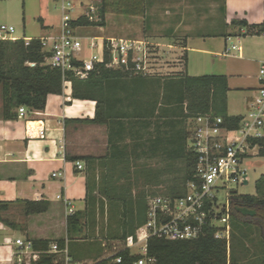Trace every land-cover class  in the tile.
<instances>
[{
  "label": "trees",
  "instance_id": "1",
  "mask_svg": "<svg viewBox=\"0 0 264 264\" xmlns=\"http://www.w3.org/2000/svg\"><path fill=\"white\" fill-rule=\"evenodd\" d=\"M99 21H90L81 16L75 25L87 27L106 26V15L113 13L123 16H144L147 12V0H100L98 6ZM232 27L238 30L247 28L242 36L260 35L264 32L262 25H249L245 20H234ZM240 36L231 34L226 38ZM186 57V56H185ZM48 54L43 50L40 39H32L27 44L24 39L17 41H0V94L2 99L1 117L4 120L18 118L17 109L26 107L29 111H42L47 105L50 95L64 94V77L60 70L52 68L47 63ZM110 52H106L105 63L98 65L87 79L68 77L72 84V100L96 101V116L92 120H67L82 124H108L112 119H118L122 124L126 120L131 122H152L155 120L157 133L156 143H162L165 128L166 143L169 148L161 153L171 162L182 160L186 171L182 186H172L167 194L180 197L186 193V184L191 179L195 168V155L188 149V135L182 125L187 120L199 116L221 117L229 128L236 129L240 125L241 116H231L228 112V93L230 91L229 78L225 75L189 76L185 72L170 78L133 76L124 69H114ZM135 80V91H146L150 85L154 86L155 107L149 115L140 109L137 113L125 112L114 117L100 116L101 103L106 102L105 96L113 88L127 92V80ZM149 82V84L145 83ZM122 82V83H121ZM134 97H129V100ZM160 105H164L163 107ZM173 106L172 108H170ZM135 110V109H134ZM148 120V121H147ZM127 123V122H126ZM135 125V124H134ZM181 127V128H180ZM139 142L140 145L142 141ZM253 146H258L259 156L264 157V138L251 140ZM127 146V145H126ZM159 150L157 148L156 154ZM92 157H78L75 161H86L87 165L93 161ZM127 169V165H123ZM129 166V165H128ZM135 175L129 173L123 179L107 178L103 187H99L101 199L93 195L90 177L87 176L86 207L67 219L68 238L72 240L74 234L81 232L82 220H90L95 214V206H102L104 200L112 211L117 210V231L109 238L115 241L118 250L114 256L97 261L93 264H137L143 257L136 255L129 249H119L120 244L127 238L136 236L137 230L147 221V194L141 189L133 193L134 181L140 183L143 176L145 185L152 182V178L159 177V172L148 170V166L136 165ZM154 171V170H153ZM148 173V174H147ZM256 195L239 194L236 190L230 198L231 207V237L229 244L224 239H215V230L194 240L169 241L162 238H150L147 244V257L156 260V264H264V174L256 181ZM23 206L26 216L47 212L50 203L47 201H16ZM13 202L0 201V222L15 229V223L6 219V214ZM258 235V238L254 236ZM35 251L40 252L39 259L32 264H65L66 257H71L70 251L65 255L66 241L57 240L59 252L50 253L51 241L48 239H34L31 241ZM246 243L256 249L249 261L250 249ZM120 257L121 262L116 259ZM248 259V260H247ZM74 262V261H73Z\"/></svg>",
  "mask_w": 264,
  "mask_h": 264
},
{
  "label": "crops",
  "instance_id": "2",
  "mask_svg": "<svg viewBox=\"0 0 264 264\" xmlns=\"http://www.w3.org/2000/svg\"><path fill=\"white\" fill-rule=\"evenodd\" d=\"M18 1L20 2V0ZM157 1L161 0H147V12L144 16L125 17L116 14L115 16L121 18L122 22L126 18L133 19L136 17H142L148 22L152 18L150 12ZM99 4L100 0L96 1L95 5L99 6ZM15 10V3H10V0H0V26L14 25L16 21L14 18ZM219 10L223 17V26L227 28L232 27L231 23L234 20H245L249 25L255 26L264 23V0H222ZM84 15L85 13L81 16ZM108 15H112V13L106 15V25L109 23ZM165 20H167L168 36L185 30L183 34L188 38L185 39L183 45H177L171 41L160 43L152 40L147 42L143 38L140 40L145 41L147 46L161 48L170 56L177 58L175 60L177 64L172 65L173 68L170 69L177 74L187 72L189 52L204 51L210 53L207 50L196 48L197 39L223 37L226 40V51L230 45L227 43L230 37L226 38L225 35L229 36L241 31L239 35L242 36L247 31V28L238 30L235 27H232V31H228L225 27L221 31L204 32L203 25L182 28L183 24L179 22L180 19L176 21L167 17ZM39 21H42L45 31L43 36L28 35L27 22L24 21L23 34L16 36V38L39 39L60 30L61 24L58 28L54 24L46 22L43 17H39ZM250 36L261 40L260 43L264 51V37L260 35ZM236 45L241 47L238 57L242 58V46L240 42ZM176 52L182 55V60L178 59L179 54ZM233 56L237 57L236 55ZM183 57L185 62H183ZM263 60H259L257 63L260 65ZM134 81L130 79L126 81L129 85L127 92L119 88H113L112 91H109L105 96L106 102H102L100 106L102 118L110 115L118 117L125 112L137 113L139 109L146 115L153 112L155 99L152 95L154 92L148 91L150 86L147 92L135 91L134 88L137 83ZM145 83L149 84L147 81ZM256 84L258 85V81ZM257 85L252 83L248 86L251 92L245 98L246 110L248 102L255 95ZM149 93L151 95L148 98ZM71 96L72 84L69 83L64 86L63 95H50L48 97L47 105L42 111L31 112L28 110L25 117H20L17 109L18 118L15 120H4L0 113V201L13 202L14 204L10 206V209L17 206L22 207V210L24 209L23 206L16 201H47L50 203L49 209L45 213L30 216L24 214V225L21 227L16 226L13 229L0 222V264H16L21 253V249L14 243L17 239L27 241L48 239L51 241V245L57 244V240L64 239L66 241L64 253L67 255L70 251L71 255V257H67L69 262L65 264H93L114 256L116 243L104 234L101 227L110 222L113 212L106 202L105 204L101 203L102 206L96 205L95 214L91 215V219L82 220L81 232L74 234L72 240L68 238V217L83 211L86 207L87 176L92 182L93 195L98 198V180L102 181L100 187H103L105 179L126 178L130 172L134 171V166L140 165L142 162L144 165L149 162L156 163L157 159L159 162H171L161 155L169 148L165 138L167 129H161L163 142L157 146L156 138L159 130L156 128L154 119L151 123L148 120L145 123L126 120L122 124L116 118L110 120L108 124L66 123L67 120L75 119L92 120L96 116V101L72 100L71 104L68 105L66 101ZM129 97L134 98L129 100ZM160 106L163 107L164 105ZM1 108L2 99L0 98V110ZM229 110L230 105L228 112L231 116H242L246 113L245 111L244 114L233 115ZM43 128L46 129V137L41 139L39 138V131ZM134 140L142 141L141 145ZM130 141L134 143L131 144ZM157 148L158 154H156ZM78 157H92L93 161L89 166L86 161L74 160ZM78 162L82 164L83 169L77 167ZM123 165H127L128 168L125 169ZM53 174H60L61 176L53 177ZM22 212L24 213V210ZM108 214H110L109 218L106 219L105 216L107 217ZM100 217H104L105 220ZM116 222H114L115 225ZM6 239H11L12 243H7Z\"/></svg>",
  "mask_w": 264,
  "mask_h": 264
},
{
  "label": "built area",
  "instance_id": "3",
  "mask_svg": "<svg viewBox=\"0 0 264 264\" xmlns=\"http://www.w3.org/2000/svg\"><path fill=\"white\" fill-rule=\"evenodd\" d=\"M72 8L71 3L63 0L60 30L39 38L43 50L48 54V65L62 72L64 85L71 83L69 75L87 79L98 65L105 63L107 51L111 55L109 65L114 69L121 67L124 70L143 71L145 76L153 72L145 54L149 51L145 41L85 35L84 30L89 27L75 25L78 18L70 16ZM84 16L90 21H99L98 7L91 6ZM15 33L14 26H0V41L20 40ZM260 36L264 37V32ZM31 40L24 39L27 44ZM232 51L241 52V47L231 42L224 56L231 55ZM257 81L259 85L255 95L248 102L238 128H229L221 117L206 115L189 119L187 144L196 160L185 195L149 197L145 225L137 230L136 236L120 244L119 249L129 250L141 246L143 258L137 264H143L144 258L156 264L155 259L147 257L150 238L194 240L214 229L215 239H224L229 244L232 231L230 198L235 190L232 185L248 184L244 161L258 147L253 146L251 140L264 138V60L260 62ZM18 112L20 117H25L28 109L20 107ZM45 137L46 129L43 128L39 131V138ZM77 167L83 169L80 162ZM60 176L53 174V177ZM221 194L224 195L223 200H220ZM6 242L12 243V240L6 239ZM14 243L21 249L16 264H32L39 259L40 252L34 250L31 241L17 239ZM114 249L118 250V247ZM58 252L57 244L50 246V253ZM68 262L66 257L65 263ZM116 262L120 263L121 258L118 257Z\"/></svg>",
  "mask_w": 264,
  "mask_h": 264
},
{
  "label": "rangeland",
  "instance_id": "4",
  "mask_svg": "<svg viewBox=\"0 0 264 264\" xmlns=\"http://www.w3.org/2000/svg\"><path fill=\"white\" fill-rule=\"evenodd\" d=\"M16 5L14 12V27L16 30L15 36H22L24 31V21L27 22V34L30 36H43L45 31L43 30L42 21H39V17H43L49 24H54L59 28L63 11V0H10ZM72 4V11L70 16L74 19L81 16L83 13H87L91 6L98 7L96 2L92 0H66ZM222 5V0H161L157 1L155 7L151 10V19L147 22L142 17L126 18L122 22L121 18H117L115 14L108 15L109 23L104 27H89L84 30L85 35L98 36V37H118L124 39H137L143 38L147 42H174L177 45H183L185 39L188 36L183 34V31H178L173 36L167 35V17L173 18L176 21L182 23V28L185 26L200 27L203 25L204 32L221 31L225 27L222 23V14L219 10ZM84 6V7H83ZM169 12V13H167ZM95 16V15H94ZM127 17V16H125ZM212 25V26H211ZM210 26V27H208ZM227 28V27H226ZM228 31H232L233 28H227ZM189 31V30H188ZM126 32V33H125ZM21 34V35H20ZM83 34V33H82ZM236 35L241 34V31L235 32ZM227 43L238 44L240 42L243 53L242 58H239L237 51H232L231 56H223L226 48V40L223 37L205 38V40L196 41V48L200 50H207L210 53L204 51H193L188 54V69L186 74L189 76H203V75H225L229 78L230 91L228 93V104L230 105V113L233 115L244 114L245 98L251 92L249 85L254 83L257 85V76L259 71V64L257 61L264 59L263 46L260 43L259 38L251 36H232ZM196 40V39H194ZM141 41V40H140ZM195 42L193 43V45ZM149 51L145 52L146 57L149 59L150 68H152L151 74L145 76V72H138L134 69L125 70L133 76L142 77H162L170 78L177 74L170 71L172 65L177 64L175 61L177 58L167 54L165 50L156 48L155 46L148 45ZM156 49V50H155ZM175 54V53H172ZM176 54H179L176 52ZM236 55L237 57L233 56ZM178 59L182 60V55L179 54ZM183 62L185 58L183 57ZM117 69H121L118 67ZM183 73V72H182ZM180 74V73H178ZM259 85V84H258ZM257 85V86H258ZM150 93L154 92V86L150 85ZM147 92V90H146ZM148 94V98L151 94ZM1 98V94H0ZM228 105V108H229ZM182 125L186 129L188 135V122ZM181 128V127H180ZM131 143V141L129 142ZM134 143V142H132ZM131 143V144H132ZM142 166H148V170L152 172H159V177L154 179L148 185H145V180L139 177L140 183L137 184L134 181L133 193L136 194L139 190L143 189L147 198L156 195H165L169 189L174 186H182V182L185 176L186 166L182 160H175L173 162H149ZM244 168L247 169L249 176V182L246 185H232L239 194L243 195H256V181L264 174V157L259 156V148L257 147L252 154L244 161ZM136 165L131 175H135ZM154 170V171H153ZM148 174V173H147ZM92 183V182H91ZM102 181L98 180V187H100ZM98 198L101 199V193L98 192ZM224 199V195H220V200ZM102 201V199H101ZM104 200V204H105ZM107 203V202H106ZM109 209V208H108ZM22 207L13 206L10 211L5 214L6 219L15 223L18 227L24 225L23 218H25L22 212ZM109 215L105 218H109ZM101 219L104 217H100ZM105 218L103 220H105ZM102 221V220H101ZM118 221L117 212L111 213V220L107 222L106 226H101L104 234L107 237H111L117 231L116 225ZM113 222V224H111ZM116 222V225L114 224ZM106 224V222H104ZM258 238V235L254 236ZM246 246L250 249L249 261L252 259V255L257 254L256 249L251 243H246ZM131 252L136 255H142L143 250L141 246L134 247ZM248 260V259H247ZM17 262V260H16ZM143 264H154L144 258Z\"/></svg>",
  "mask_w": 264,
  "mask_h": 264
},
{
  "label": "water",
  "instance_id": "5",
  "mask_svg": "<svg viewBox=\"0 0 264 264\" xmlns=\"http://www.w3.org/2000/svg\"><path fill=\"white\" fill-rule=\"evenodd\" d=\"M245 184H247V182Z\"/></svg>",
  "mask_w": 264,
  "mask_h": 264
}]
</instances>
